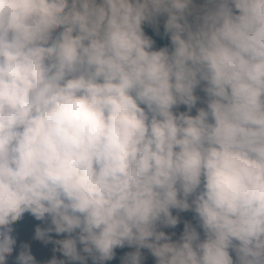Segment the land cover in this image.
<instances>
[{
    "label": "clouds",
    "instance_id": "clouds-1",
    "mask_svg": "<svg viewBox=\"0 0 264 264\" xmlns=\"http://www.w3.org/2000/svg\"><path fill=\"white\" fill-rule=\"evenodd\" d=\"M25 213L47 264H264V0H0V264Z\"/></svg>",
    "mask_w": 264,
    "mask_h": 264
},
{
    "label": "rangeland",
    "instance_id": "rangeland-1",
    "mask_svg": "<svg viewBox=\"0 0 264 264\" xmlns=\"http://www.w3.org/2000/svg\"><path fill=\"white\" fill-rule=\"evenodd\" d=\"M197 3H202V0H197ZM165 18L160 17L158 19L159 24H162ZM149 25V24H145ZM144 25V26H145ZM196 94L198 96L203 97V93L197 90ZM203 104L198 102L197 107H202ZM179 111H184L185 107L180 106ZM191 114H195V109L192 110ZM173 215H177L180 224L184 225V222L196 223L194 219V214L191 211L188 212H177V210H172ZM50 223L46 218L43 221L36 220L33 216L28 213H25L23 217L18 221L12 222V235L16 240V244L13 247V252L8 255L6 264H15V257L18 252L21 250V245L27 244L29 246V250L31 254L34 256L37 264H47L53 256L57 259H64L62 254L59 251H53L54 248H58V245H54L53 243H43L40 240H36L34 238L35 228L36 227H49ZM183 229L178 230L177 232L169 233L173 240H177L182 233ZM50 235V233H49ZM51 236V235H50ZM52 240H59L65 238V234L51 236ZM79 247V246H78ZM128 247V246H127ZM134 251V248L128 247V252ZM127 252V253H128ZM141 253L143 256L142 264H155L154 258L150 255L147 249H141ZM87 264H91V260L87 261ZM107 264V262H105Z\"/></svg>",
    "mask_w": 264,
    "mask_h": 264
},
{
    "label": "trees",
    "instance_id": "trees-1",
    "mask_svg": "<svg viewBox=\"0 0 264 264\" xmlns=\"http://www.w3.org/2000/svg\"><path fill=\"white\" fill-rule=\"evenodd\" d=\"M164 21V20H163ZM144 32L147 36H149L154 41V48L159 49L161 47H169L170 43L168 37L164 34L163 23H157L155 26L153 25H143ZM195 226L196 223H193ZM183 229V225L178 223L175 228H160V230L164 231L166 234L177 232L178 230ZM199 230V229H198ZM51 236H54L55 233H50ZM115 256L111 261H106L107 264H121L122 258L128 252V247L125 246L123 248H117L114 250Z\"/></svg>",
    "mask_w": 264,
    "mask_h": 264
}]
</instances>
